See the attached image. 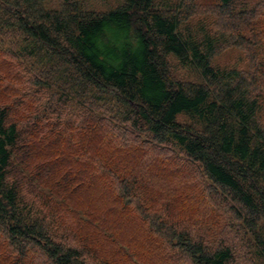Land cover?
<instances>
[{
    "label": "trees",
    "instance_id": "16d2710c",
    "mask_svg": "<svg viewBox=\"0 0 264 264\" xmlns=\"http://www.w3.org/2000/svg\"><path fill=\"white\" fill-rule=\"evenodd\" d=\"M214 4L0 0V264H264V0Z\"/></svg>",
    "mask_w": 264,
    "mask_h": 264
},
{
    "label": "rangeland",
    "instance_id": "374dc122",
    "mask_svg": "<svg viewBox=\"0 0 264 264\" xmlns=\"http://www.w3.org/2000/svg\"><path fill=\"white\" fill-rule=\"evenodd\" d=\"M52 1L53 0H51V2ZM100 1L101 0H90V2L99 10H107L108 8L113 7L118 0ZM257 1L259 0H252L253 4ZM214 3H216V0H194L195 9L198 14L190 20L193 26L204 18H207L208 20L209 14H207V12L213 9L215 6ZM168 63L170 66L171 77L175 81L203 83V79L197 71L181 66L172 54L168 55ZM212 65L219 68L235 67L242 69L246 66V60L244 53L240 49L230 47L218 53L213 60Z\"/></svg>",
    "mask_w": 264,
    "mask_h": 264
}]
</instances>
